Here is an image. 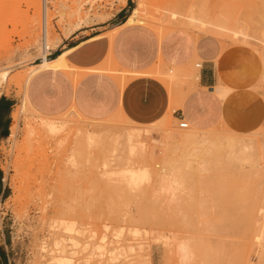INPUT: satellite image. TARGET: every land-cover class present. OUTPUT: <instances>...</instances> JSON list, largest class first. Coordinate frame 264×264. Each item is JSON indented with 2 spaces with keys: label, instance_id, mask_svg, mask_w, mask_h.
Here are the masks:
<instances>
[{
  "label": "rangeland",
  "instance_id": "1",
  "mask_svg": "<svg viewBox=\"0 0 264 264\" xmlns=\"http://www.w3.org/2000/svg\"><path fill=\"white\" fill-rule=\"evenodd\" d=\"M125 5L131 14L135 0H48L49 57L76 32L114 26ZM43 7L44 0H0V95L13 99L10 121L0 130V182L4 177L6 183L0 200V264H35L41 257L48 262L42 247L45 241L51 246L54 231L64 239L68 264H179L174 238L190 242L192 264H264V115L252 128L239 129L227 122L198 127L190 120L181 127L173 116L178 106L173 101L168 114L153 123H139L120 112L91 119L75 107L57 114L38 111L37 116L22 112L26 85L17 78L42 61ZM150 8L157 11L139 9L126 23L149 26L160 37L181 29L197 38L219 39L223 47L254 50L263 65L255 90L264 104V0H157ZM201 62L195 59L184 71L157 63L145 73L161 80L169 69L180 76L190 66L199 71ZM59 63L73 72L64 58ZM106 65L114 67L108 71L118 78L135 74ZM197 81L190 75L163 82L175 100ZM45 115L66 122L62 134L68 142L63 141L71 142V130L73 139L84 142L76 159L70 155L71 143H64L66 148L55 145L56 140H35V148L26 143L30 121L38 123ZM36 144L46 152L39 146L40 154ZM147 170L151 177L136 186L128 183L130 172ZM155 178L173 182L174 190H156ZM23 180L27 183L21 184Z\"/></svg>",
  "mask_w": 264,
  "mask_h": 264
},
{
  "label": "crops",
  "instance_id": "2",
  "mask_svg": "<svg viewBox=\"0 0 264 264\" xmlns=\"http://www.w3.org/2000/svg\"><path fill=\"white\" fill-rule=\"evenodd\" d=\"M121 10L124 16L115 23L120 25L92 27L63 41L54 56L65 53V62L74 67L73 72L45 67L17 78L19 85H26L24 100L35 111L57 114L75 107L91 119L120 112L133 121L153 123L168 114L173 101L178 104L173 116L190 120L198 127L215 128L227 122L239 129H250L262 119L263 97L255 85L263 65L254 50L248 53L223 47L219 39L197 38L181 29L160 37L149 26L126 23L130 6ZM197 58L202 59L199 80L191 89L188 84L185 94L175 100L162 80L145 73L157 63L184 71ZM107 63L135 74L118 78L108 71L114 67ZM217 87L225 92L224 96ZM12 104V97L0 95V130L10 121ZM1 180L0 200L6 189L5 178Z\"/></svg>",
  "mask_w": 264,
  "mask_h": 264
},
{
  "label": "bare ground",
  "instance_id": "3",
  "mask_svg": "<svg viewBox=\"0 0 264 264\" xmlns=\"http://www.w3.org/2000/svg\"><path fill=\"white\" fill-rule=\"evenodd\" d=\"M157 0H135V6L133 7V9H132V13L128 16V18H127V21L130 19H132V14H134L135 12H137L139 9H141V10H144V11H146V13H154L155 11H157V8H155V9H151L150 8V6L151 5H153L155 2H156ZM156 5V4H155ZM153 7V6H152ZM149 13V14H150ZM183 13H185V14H187L188 13V10L185 8L184 9V11H183ZM152 15V14H151ZM42 29H43V34H44V36H43V48H44V52H43V55H42V61L40 62V63H38L36 66H34V67H32L31 69H30V72H29V76L31 75V74H33L35 71H37V70H39V69H41V68H45V67H61V64L59 63L63 58H64V56H65V53L64 54H60V55H57V56H54V58L53 57H49V54H48V51H50L51 49H52V45H51V43H50V41H49V31H48V0H44V7H43V17H42ZM200 65V63H197V66H199ZM198 69H196V68H193V67H189V69H188V72H186L184 75H178V73L177 72H174L172 69H169V72H166V73H164V79H161L162 81H165L166 83H172V82H177V81H179V80H188V77L190 76V75H193V77L196 79V80H199V74H198ZM5 77H6V75H5ZM179 77H182L181 79H179ZM27 81V80H26ZM222 89L220 88V87H217V91L218 92H220ZM21 111L22 112H27V111H33V112H36V116H37V111H35L29 104H28V102H27V100L25 99L24 101H23V104H22V107H21ZM40 114V113H39ZM39 114H38V116H39ZM47 115H45V118L44 119H40L41 121L40 122H38V120L36 119V121L38 122V123H32L30 120V125H31V129L29 128V126H28V128L30 129L29 130V133L26 135V137L25 138H28V142L26 141V143H29V146H34V148H35V140L36 141H38V142H44V141H46V143H49L50 141H57L56 143H55V145H57L58 143L59 144H61L60 146H65L64 145V143L65 144H69V143H71V145H70V148H71V154L70 155H72L73 157L72 158H74V159H76V157H77V155H79V153L81 152V151H83L84 150V147H85V145H84V142L80 139V138H78L77 139V137L76 138H72L73 137V135H70V134H72L71 133V130L69 131L68 129H67V132L69 131L70 132V134L68 135V136H71V142L69 141V143H66L65 141H67V139H64V136H63V132H65V130H66V122L64 121V123L63 122H59V121H56L55 119H52L51 117H49V116H47ZM40 118H42V117H40ZM31 119V118H30ZM60 118H58V120H59ZM63 119V118H62ZM34 120V119H33ZM64 120V119H63ZM28 130V129H27ZM192 131H193V128L191 129V131H190V135L192 134ZM30 134V135H29ZM64 135H66V132H65V134ZM29 136V137H28ZM61 136H63V138L61 139ZM67 136V137H68ZM68 139H69V137H68ZM25 140V139H24ZM63 140H65V141H63ZM63 141V142H62ZM68 142V141H67ZM63 143V144H62ZM39 144V143H38ZM38 144H36V146L38 145ZM51 144V143H50ZM58 144V145H59ZM41 147V146H43V145H38L37 146V149H38V147ZM46 147H48L47 146V144L45 145ZM65 148H66V146H65ZM64 148V149H65ZM26 149V148H25ZM28 149V148H27ZM31 148H29V150H30ZM43 149V150H42ZM61 149V148H60ZM39 150V149H38ZM41 150L45 153L46 151H44V146H43V148H41ZM45 150H47L46 148H45ZM242 150L245 152V146L242 148ZM25 151V150H24ZM30 151H34V149H31ZM242 151V152H243ZM27 152V151H26ZM35 152V151H34ZM33 152V154H35ZM39 153L41 152L40 150L38 151ZM65 152H67L66 151V149H65ZM64 152V153H65ZM78 152V153H77ZM31 153V152H30ZM68 153V152H67ZM27 154L29 155V153L27 152ZM37 154V153H36ZM35 154V155H36ZM40 154H43V153H40ZM63 154V153H62ZM39 155V154H38ZM67 155V154H66ZM81 155V154H80ZM24 157L26 156V155H23ZM32 156V155H31ZM31 156H29V158L31 157ZM34 156V155H33ZM41 156V155H40ZM46 156V155H45ZM62 156V155H61ZM60 156V157H61ZM43 157V156H42ZM57 157V156H56ZM21 158V157H20ZM26 159V161H28L27 160V158H28V156L27 157H25ZM63 158V157H62ZM62 158H61V160H62ZM70 158V157H69ZM72 158H70L71 160H72ZM24 160V161H25ZM29 160H31V158L29 159ZM33 160H34V158H33ZM19 162V161H18ZM17 162V163H18ZM23 162V161H22ZM30 163H31V161H29ZM59 162V161H58ZM74 162H76V164H77V161H74ZM73 162V163H74ZM16 163V165H18ZM33 163V162H32ZM30 164L31 166L33 165V164ZM28 164L29 163H27V165L26 166H28ZM49 164V163H48ZM72 164V163H71ZM75 164V163H74ZM75 164V165H76ZM15 165V166H16ZM19 165H21V164H19ZM22 165H25V164H23L22 163ZM30 165H29V167H30ZM45 165V164H44ZM60 165V164H59ZM37 167L39 166V165H36ZM17 167V166H16ZM15 167V168H16ZM35 167V166H34ZM42 167V166H41ZM61 167V166H60ZM15 168H13V169H15ZM19 168V167H18ZM21 168V167H20ZM25 168H27V167H25ZM24 168V169H25ZM31 168V167H30ZM29 168V169H30ZM35 169H38V168H35ZM57 169H59V168H57ZM64 169H66V167L64 168ZM63 168H62V171L64 170ZM69 169V168H68ZM60 170V169H59ZM16 171V170H15ZM32 171H34V170H32ZM32 171H30V172H32ZM35 171H39V170H35ZM18 172H21V169H20V171L18 170ZM18 172L16 171V174L18 175ZM23 172H25V171H23ZM57 172V171H56ZM22 173V172H21ZM27 174V173H26ZM25 174V176L27 177L28 175H30V174H27L26 175ZM35 175H36V173H34ZM41 174V173H40ZM59 174V173H58ZM62 174V173H61ZM24 175V174H23ZM57 175V174H56ZM19 177H20V175H18ZM21 176H22V174H21ZM31 176V175H30ZM33 177H34V175H32ZM31 176V177H32ZM59 177H60V174L58 175ZM14 177L15 176H13V179H14ZM23 177V176H22ZM21 177V178H22ZM29 177V176H28ZM37 177V176H36ZM149 177H151V175H150V173L148 172V170L147 171H145V172H142V173H132V172H130V174L128 175V177H127V181H128V183L132 186V185H137L138 183H139V181L141 180V179H145V178H149ZM16 178H17V176H16ZM24 178V177H23ZM22 178V179H23ZM58 178V177H57ZM56 178V179H57ZM61 178H63V177H61ZM60 178V180H62ZM20 179V178H19ZM22 179H20V180H22ZM24 179H26V178H24ZM27 180H28V183H30L29 182V178H27ZM32 180V179H31ZM37 180V179H36ZM155 180H157V183H156V185H155V189L156 190H161V191H172V190H174V183L173 182H171V181H167V180H158V179H156L155 178ZM12 181V180H11ZM33 181V180H32ZM13 182V181H12ZM21 182V181H20ZM24 182H26L27 183V181L25 180H23V182H21V184L23 183L24 184ZM26 183H25V185H26ZM35 183V182H34ZM33 183V184H34ZM38 183H41V182H38ZM60 183H61V181H60ZM13 184V183H12ZM36 184V183H35ZM24 185V186H25ZM15 188H16V184L15 185H13ZM20 186H22V185H20ZM26 186H28V184L26 185ZM31 187H32V185H30ZM35 186V185H34ZM17 187H19V185L17 186ZM19 188H21V187H19ZM18 188V190L19 191H22V193H23V190H20ZM25 188V187H24ZM35 187H33V189H34ZM23 189V188H22ZM30 189V188H29ZM41 189V188H40ZM39 189V190H40ZM60 189V188H59ZM25 190V194L27 193L26 191H28V190H26V189H24ZM31 190V189H30ZM35 190V189H34ZM38 190V189H37ZM37 190H35V191H37ZM31 191H33V190H31ZM30 191V192H31ZM41 191V190H40ZM29 192V191H28ZM39 192V191H38ZM37 192V193H38ZM59 192V191H58ZM36 193V194H37ZM39 194V193H38ZM22 195V194H21ZM27 195H31V194H29V193H27ZM33 195H34V193H33ZM16 196V195H15ZM25 196V195H24ZM18 197V196H17ZM32 199V198H31ZM42 199V198H41ZM45 199V198H44ZM22 201V200H21ZM28 201V200H27ZM44 201V200H43ZM48 202V201H47ZM45 205H47V203L45 202ZM25 208H26V206H25ZM43 210V209H42ZM40 211V210H39ZM45 211H46V208H45ZM55 211V210H54ZM58 211V210H57ZM53 212V211H52ZM54 213H56V212H54ZM58 213V212H57ZM53 215V214H52ZM59 216V215H58ZM53 217V216H52ZM57 218V217H56ZM60 219V218H59ZM52 221V220H51ZM56 221V220H55ZM44 223V222H43ZM42 223V224H43ZM49 223V222H48ZM47 223V224H48ZM53 223V222H52ZM56 225H58V224H56ZM44 226V225H43ZM54 226V225H53ZM51 228H52V225L50 226ZM55 228H56V226H55ZM40 229V228H39ZM54 231V230H53ZM57 232L58 231H54V232H51L52 234H53V236H51V237H53V243L51 244V246L50 247H48V246H45L44 245V243L46 242H44V240H43V247H42V249H43V251H42V254L44 255V253H45V255L46 254H48L49 256V258H46V259H48V262L46 261L45 263L46 264H68L69 263V261L68 260H66V256H65V251H66V246H65V243H64V239H62V238H58V234H57ZM50 233V234H51ZM37 235V234H36ZM49 236V235H48ZM49 238H50V236H49ZM167 239H169L168 237H167ZM34 240V239H33ZM49 240V239H48ZM171 241V240H170ZM48 242V241H47ZM46 242V243H47ZM49 243V242H48ZM41 242H40V244H39V246H40V248H41ZM50 245V244H49ZM38 246V247H39ZM37 247V248H38ZM172 247L177 251V252H175V250H174V252L175 253H178L179 255H178V257L180 258V262H179V264H189L190 262H191V258H192V256H193V250H192V248H191V245H190V242L189 241H186V240H184V239H179V238H174V240H173V245H172ZM33 248V247H32ZM38 250V249H37ZM39 250H41V249H39ZM38 250V251H39ZM33 252V251H32ZM39 252H41V251H39ZM195 252V251H194ZM36 253V252H35ZM33 254V253H32ZM37 254V253H36ZM34 255V254H33ZM38 255V254H37ZM39 255H41V254H39ZM31 256V255H30ZM35 256V255H34ZM42 256V255H41ZM36 257V256H35ZM39 257V256H38ZM43 257H45V256H43ZM194 257V256H193ZM32 258V257H31ZM29 259V258H28ZM34 259V258H33ZM39 259V258H38ZM38 259H36L37 260V262L35 263V264H45L44 263V261H43V259H42V257L39 259V261H38ZM45 259V260H46ZM193 259V258H192ZM32 260V259H31ZM30 260V261H31ZM32 262V261H31ZM29 263V262H28ZM32 264V263H31ZM34 264V263H33ZM190 264H192V263H190Z\"/></svg>",
  "mask_w": 264,
  "mask_h": 264
},
{
  "label": "built area",
  "instance_id": "4",
  "mask_svg": "<svg viewBox=\"0 0 264 264\" xmlns=\"http://www.w3.org/2000/svg\"><path fill=\"white\" fill-rule=\"evenodd\" d=\"M179 124H180L181 127H184V128L189 126L188 122L186 120H184L183 118L180 119V123Z\"/></svg>",
  "mask_w": 264,
  "mask_h": 264
}]
</instances>
